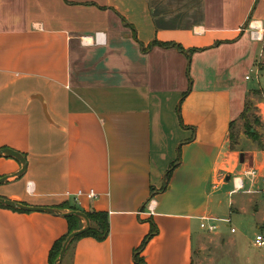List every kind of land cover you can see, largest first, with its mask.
Listing matches in <instances>:
<instances>
[{"label": "crops", "instance_id": "crops-1", "mask_svg": "<svg viewBox=\"0 0 264 264\" xmlns=\"http://www.w3.org/2000/svg\"><path fill=\"white\" fill-rule=\"evenodd\" d=\"M249 26L264 27V0H0V150L26 162L15 177L0 158V198L107 215V239L80 238L61 264H133L151 224L145 264H257L245 230L199 229L225 220L213 205L233 179L264 193L263 148L240 163L228 139L262 57ZM231 191L229 215L255 235L264 195ZM66 234L64 218L0 205V264H48Z\"/></svg>", "mask_w": 264, "mask_h": 264}, {"label": "rangeland", "instance_id": "rangeland-1", "mask_svg": "<svg viewBox=\"0 0 264 264\" xmlns=\"http://www.w3.org/2000/svg\"><path fill=\"white\" fill-rule=\"evenodd\" d=\"M260 44L262 45V57L259 58V62L256 65L257 69H251V71L248 73L251 78V80L248 82V87L251 89L248 91L245 97V106L249 108V110L247 113H241L239 118L235 120L232 129L230 130L232 141L229 140V149L231 152L238 154L239 160L240 157H242L243 162L249 159L247 152H250L252 149L258 151L259 148H263L262 151H264V36ZM255 73H257L256 77ZM244 183H249V179L244 180ZM260 187L257 185L256 188L252 189V192L259 190L261 192V189L263 188ZM232 189L233 187L231 184L227 188L220 191V198L218 201L220 200L222 204L217 205L216 201V203L213 205L214 207L218 206V212L216 213V216H219L218 218L220 219H229L230 228H234L239 234L243 233V230H245V235L249 239L253 240L255 233L253 226L250 227V229H245L235 215H229L228 201L230 198L227 196V194ZM260 192H257V194ZM242 195L241 197H243ZM263 195V192L259 194V196ZM176 196H179L178 198L181 199L187 198L188 196H192L194 199L198 197V195L194 193L189 194L188 192L175 195V197ZM227 231L229 233L228 229ZM257 251L258 252L254 253L250 252V256L252 257V255L257 253V264H264V249H257Z\"/></svg>", "mask_w": 264, "mask_h": 264}, {"label": "trees", "instance_id": "trees-1", "mask_svg": "<svg viewBox=\"0 0 264 264\" xmlns=\"http://www.w3.org/2000/svg\"><path fill=\"white\" fill-rule=\"evenodd\" d=\"M217 45V44H215ZM153 46H158L161 48H167V47H171V45L169 44H160V43H152L151 45ZM150 48V47H149ZM148 49V48H147ZM147 49H144L143 51L146 52ZM180 50V48H178ZM196 52V50H191L189 51V54H192ZM249 110V108H247L244 105V109L242 113H247ZM233 123L230 124V129H229V136L228 139L232 141V137H231V129H232ZM175 165H172L169 170L166 172L165 174V182H168L172 171L174 170ZM166 188V183L165 185H163V187L160 189L159 193L164 192ZM153 194V193H152ZM62 206L68 207L69 212H79L84 214L90 224L89 229L84 232L82 235L76 237L74 240L71 241V243L68 245L66 252L64 254V256L67 254V252L69 251V249L71 248V246L73 245V243L77 240H79L80 238H92L97 242H103L107 239L108 235H109V227H108V221H107V215L102 214V213H95V212H81L79 211L77 208L75 207H71L68 204H63ZM2 207V206H1ZM64 208V207H61ZM63 210V209H60ZM67 222V234L65 236H63L62 238L58 239L57 241H55L48 253V264H54V262L56 261V259L58 258L59 252L61 250V247L64 243V241L66 240V238L73 232H76L78 230H81L83 228V223L82 220L77 218V217H66L64 218ZM157 234V230L154 227V225L151 224V228H150V232L149 234L144 238V240L142 241V243L140 244V246L134 250L133 255H132V259H133V264H145L144 260L141 257V253L143 252L144 248L146 247L147 243L151 240V238H153L155 235Z\"/></svg>", "mask_w": 264, "mask_h": 264}, {"label": "built area", "instance_id": "built-area-1", "mask_svg": "<svg viewBox=\"0 0 264 264\" xmlns=\"http://www.w3.org/2000/svg\"><path fill=\"white\" fill-rule=\"evenodd\" d=\"M264 36V27H256V26H249V37L251 41L261 43ZM102 34H96L95 38L98 42L100 39H102ZM102 42V41H101ZM255 73V77H256ZM250 75H247L245 77V81H250ZM244 179H249V183H254V180L256 179V170H248L243 173ZM233 189L231 191V194L244 192V193H254L249 190H245L243 186V182L241 179H233ZM257 193V192H256ZM79 196H85L89 200H92L96 197V194L93 190H89L87 192L78 191L74 198L77 199ZM219 224H225L227 227L230 224L229 219L225 220H215V219H209V218H203L200 220L199 223V229L204 232L207 235H213L217 233L219 229ZM230 233H234V229H230ZM252 247L255 249H264V222L260 227V230L254 235V238L252 240Z\"/></svg>", "mask_w": 264, "mask_h": 264}, {"label": "water", "instance_id": "water-1", "mask_svg": "<svg viewBox=\"0 0 264 264\" xmlns=\"http://www.w3.org/2000/svg\"><path fill=\"white\" fill-rule=\"evenodd\" d=\"M0 158H10L13 159L15 161H17L20 166H21V170L15 174V177L20 176L21 174H23V172L26 169V162L24 157L20 154L17 153L15 151H12L10 149H1L0 150ZM243 162L242 157H240V163ZM6 180V178H2L0 179V185ZM0 205L9 209H15V210H20V211H25V212H37V213H43V214H48L51 216H55V217H61V218H66V217H77L79 219H81L83 221V228L81 230H78L76 232L71 233L66 240L64 241L61 250L59 252L58 258L56 259V261L54 262V264H61L63 256L66 252V249L68 247V245L71 243L72 240H74L76 237L82 235L84 232H86L89 227V221L87 219V217L79 212H67V213H60L55 209H50V208H38V207H28V206H24L22 204L19 203H15L12 201H8L5 199L0 198Z\"/></svg>", "mask_w": 264, "mask_h": 264}]
</instances>
